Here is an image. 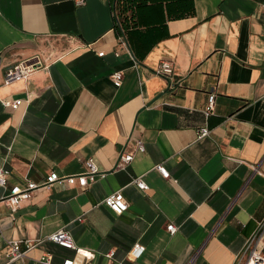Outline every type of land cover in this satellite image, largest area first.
I'll return each mask as SVG.
<instances>
[{"label": "crops", "instance_id": "1", "mask_svg": "<svg viewBox=\"0 0 264 264\" xmlns=\"http://www.w3.org/2000/svg\"><path fill=\"white\" fill-rule=\"evenodd\" d=\"M140 16L127 36L111 0H0V264H235L264 217V0H153ZM36 54L43 68L4 82ZM165 58L168 77L155 73ZM90 157L104 176L88 186L41 187L16 211L2 200ZM118 190L122 214L104 204ZM63 227L76 248L47 238ZM15 240L24 259H9Z\"/></svg>", "mask_w": 264, "mask_h": 264}, {"label": "built area", "instance_id": "2", "mask_svg": "<svg viewBox=\"0 0 264 264\" xmlns=\"http://www.w3.org/2000/svg\"><path fill=\"white\" fill-rule=\"evenodd\" d=\"M84 0H78V3H83ZM113 12L115 19H119L120 6L118 3H114ZM118 24V23H117ZM119 26V25H118ZM123 31V30H122ZM121 31V32H122ZM100 56L104 55V52H99ZM45 66L43 58L36 54L30 58L22 59L16 62L13 66L7 69L5 73V83H10L17 80H26L36 72L37 70ZM174 72V63L171 59H162L157 66L155 73L161 76L168 77ZM112 79L116 83H121L124 77V72L121 70L114 71L111 74ZM23 102L22 99L12 100L11 98L3 99L4 106L16 105L19 106ZM214 108V95H212L209 101L206 112L209 113L213 111ZM210 134V130L207 127H203L199 131V138ZM137 149L143 150V142L141 140L137 141ZM134 158L132 152H123L119 159V165L125 166L129 164ZM157 169L163 174V176L168 177L169 171L163 166V164H158ZM104 176L102 174L95 158L90 157L84 162V171L75 175H60L57 171H51L41 183L29 180L22 188H15L10 190L9 193L3 197V201L8 207L13 211H16L24 201L31 199L33 193L41 187H49L55 183H66V184H78L79 186H88L93 183L97 177ZM9 170L4 167L0 168V186L4 187L8 183ZM133 183L142 190L148 189V184L144 181L142 176H137L133 179ZM104 204L107 205L116 214H122L129 208V203L121 190H118L112 194H109L104 199ZM167 229L171 234L177 231L175 224L171 223L167 226ZM48 239L59 243L63 246L76 248V244L69 230L66 228H60L59 230L49 234ZM10 245L9 259L17 260L24 259L26 257V251L21 248V241L15 240L8 243ZM27 245L31 247L32 242H27ZM145 245L136 242L131 250L130 256L132 258H139L145 251ZM114 251L109 252L107 255L112 257ZM52 255L46 254L41 258V262L44 264H51ZM63 264H76V260L66 259ZM235 264H264V217L258 221L257 228L248 237L243 251L239 256H237Z\"/></svg>", "mask_w": 264, "mask_h": 264}, {"label": "trees", "instance_id": "3", "mask_svg": "<svg viewBox=\"0 0 264 264\" xmlns=\"http://www.w3.org/2000/svg\"><path fill=\"white\" fill-rule=\"evenodd\" d=\"M150 1L153 0H111L112 6L115 2L120 6L119 19H115L116 27L120 32L123 30L128 36L134 31L140 23V11Z\"/></svg>", "mask_w": 264, "mask_h": 264}]
</instances>
